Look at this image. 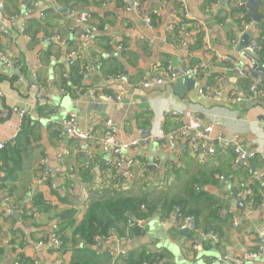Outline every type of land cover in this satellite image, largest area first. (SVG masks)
Here are the masks:
<instances>
[{"label": "crops", "instance_id": "0c3cea01", "mask_svg": "<svg viewBox=\"0 0 264 264\" xmlns=\"http://www.w3.org/2000/svg\"><path fill=\"white\" fill-rule=\"evenodd\" d=\"M179 1L185 2L191 20L201 22L206 29L201 48L194 51L188 48L193 43L191 37L182 44L168 40V28L174 17L172 2L167 0H146L141 14L129 3L127 11L118 8L117 0H85L86 3L79 0L73 8L61 5L58 0H43L32 18L41 21L46 10L54 9L46 15L51 29L46 31L47 35L41 32L29 38L22 32L25 23L22 13L31 0H20V4L17 0H0L4 4L0 17V55L12 61L11 68L0 63V143L15 145L20 151L19 161L9 157L12 180L4 183L6 189L0 191V264H69L82 255L90 264H124L122 257L133 250L161 254L160 264H212L210 260L218 259L236 264L235 260L258 249V237L264 233V193L255 205L247 203L246 197L253 182L264 183V161L257 157L248 168L236 165L229 144L238 140L247 151L264 145V99L260 103L229 102L233 97L243 96L256 81L241 58L242 52L237 51L248 30L244 34L236 30L233 18H227L223 24H217L213 18L217 10L223 11L221 16L228 15L235 6L244 5L245 0H218L211 7L208 5L212 0ZM258 1L256 12L262 16L259 23L264 24V0ZM149 13L156 16L151 29L145 23ZM81 14L88 16L87 23L92 27L76 22ZM258 24H253L254 35L248 46L253 38L257 39ZM100 25L102 30L97 28ZM70 28L80 33L76 36L67 32ZM231 30L235 33L233 39H229ZM83 34L88 38L81 39ZM102 38L125 39L128 55L123 56L125 50L107 44ZM70 41L76 48L67 46ZM71 52H75V58L68 60ZM77 56L87 66L76 87L71 84L74 76L70 65ZM219 56L235 59L244 76L228 70L226 64L219 62ZM180 59L187 66L203 63L206 67L198 78H191L194 85L182 96L175 94L173 84L148 90L129 88L131 82L154 77L163 69L175 72ZM117 63L123 72L122 80L118 81L109 79L115 75ZM257 63L264 70V61L257 59ZM34 73L38 76L37 83L33 80ZM223 80L226 83L220 85L219 98L209 100L199 96V89L208 84L217 86ZM116 95H120L118 103L107 100ZM21 110L25 115L16 112ZM69 115L76 117L79 129L91 130L99 138L107 133L105 123L112 121L116 141L127 145L126 157L144 159L148 170L145 181L157 187L153 198H159L160 193L168 197L182 195L190 176L218 166L222 174L215 175L217 182L201 178L197 189L219 204V219L215 220L219 233L214 237L199 233L194 252L190 234L180 236L175 221L168 218L169 213L160 217L159 211L144 221H131L136 226L142 222V229L139 236L129 238V244L115 246L98 240L90 245L72 234L67 250L57 252L50 248L48 239L58 230L66 212L76 210V223L83 218L86 198L80 202L67 198L72 183L83 189L78 176L83 163L89 158L96 160L98 172L96 168L92 171V183L110 179L108 174L104 175L111 165L108 155L101 153L95 143L76 141L62 133V122ZM197 118L204 124L216 125L210 141L213 155L193 154L185 140L172 146L168 139H160L162 133L167 136L182 125L193 124ZM166 120L168 133L164 131ZM147 122L145 131L150 136L142 139L143 125ZM23 126V137L15 144ZM217 136L222 141L216 140ZM134 142L137 144L133 145ZM149 165H153L151 170ZM174 169H180L181 174L175 175ZM3 175L0 173V178ZM233 194L237 199L232 198ZM238 201L244 202V210L236 208ZM45 205L50 208L46 210ZM126 224L125 227H131ZM117 225L124 227L123 223ZM110 252L124 255L113 257ZM243 264H264V254Z\"/></svg>", "mask_w": 264, "mask_h": 264}, {"label": "trees", "instance_id": "16d2710c", "mask_svg": "<svg viewBox=\"0 0 264 264\" xmlns=\"http://www.w3.org/2000/svg\"><path fill=\"white\" fill-rule=\"evenodd\" d=\"M18 2L20 0H17ZM79 0H58L61 5L74 7V2ZM84 3L85 0H83ZM119 1L118 8L128 9V3L123 0ZM146 0H138L140 4V10L142 13V5ZM172 2V11L175 16L180 20L173 22L168 28V40L173 43H184L186 37L185 34H189L193 39V43L188 45L189 51H194L195 49L201 48L203 44V35L205 33L200 31L202 25L201 22L195 20H188L184 18V11L181 8L182 1L179 0H167ZM210 1V0H209ZM21 2H19L20 4ZM218 3V0H212L209 2L208 7L214 6ZM85 7V6H84ZM187 7V6H186ZM207 7V6H206ZM50 9L43 15L41 21L33 19L32 17L26 22L25 34L28 36H33L36 33H45L47 35V30L51 29L47 25L50 24L46 21L47 13L53 11ZM188 10V9H187ZM222 10H217L214 15V21L217 24H223L227 18H233L236 24V30H241L242 23H249L251 19L247 15L246 9L241 5L240 7L235 6L230 10L228 15L221 16ZM148 17L151 19L152 25L155 24L156 16L154 13H149ZM46 21V22H45ZM89 22V21H88ZM88 26L93 25L87 23ZM102 30V26L97 27ZM259 34L256 36V40L260 44V51H258L257 59L260 62L264 61V24L256 25ZM36 30V32H35ZM77 29H68L67 32L72 34H79ZM35 32V33H34ZM83 32H86L83 29ZM234 31L231 30L229 39L235 37ZM54 33L49 36L52 37ZM59 33H56L58 35ZM109 45L120 46L124 51L123 56H127L129 52L126 51L125 39L120 41H114L113 39H104ZM50 40L49 44H51ZM127 42V41H126ZM79 44H83L79 42ZM52 46V45H51ZM49 47V50L51 49ZM68 47L76 48V44L70 41L68 42ZM115 61V60H114ZM113 61V62H114ZM116 62V61H115ZM195 65V64H190ZM87 64L85 61L81 60L78 56L74 62L70 65V72L73 74L71 84L78 86V84L83 80L84 72L86 71ZM116 75H122V67L120 64H116L115 70L113 71ZM202 71L200 72V74ZM109 76V77H114ZM169 73L167 69H163L162 73L157 74L154 77L168 78ZM146 80V79H145ZM145 80L140 82H131L130 84H141ZM150 115V114H149ZM151 118L149 116L148 120ZM168 120H166V127L164 131L167 132ZM25 126V124H24ZM24 126L22 127V133L15 140V144L18 143V139L23 137V132L25 131ZM149 126V123L143 125V131H145ZM176 128L175 131H177ZM173 131V132H175ZM172 132V133H173ZM96 148L99 149L98 144ZM190 150V149H189ZM232 151V150H231ZM195 155H203L200 153H193ZM15 157L17 161L20 158V151L15 145H7L5 149L0 150V173L4 174L0 178V191L6 189L4 183L12 180V170L9 168L8 160L9 157ZM95 158H89L83 163V165L78 170L79 181L83 185V189H78V184H71L67 192V198H72L73 200H84L85 212L83 213V218L79 223H76L74 215L76 213L75 209H70L66 212V217L60 223L58 230L55 232L58 235L59 240L62 242V247L59 251L61 252L68 249L69 235H77L83 242L87 244H95L98 240L104 241L108 236L110 229H115L117 235L122 238H135L140 235V228L136 226V222L131 227H125L127 221H144L145 219L151 217L154 213L160 211V217H166L167 214L173 209L178 208L179 213L183 217H191L194 221V229L191 231L188 238L194 240L198 238V234H218L219 228L215 226V220L219 219V204L216 203L211 196L206 193L199 192L197 189V184L201 178H206L216 183L215 175L222 174L218 170V166L208 169L202 172L198 176H190L189 179L184 184V189L182 195L168 197L167 194H162L158 196L159 198H153L156 194L155 188H157L153 183L145 181L148 176V170L145 165V161L142 158L136 157L134 159V166L132 168V173L130 180L127 182L122 178V175L116 170V168L111 164L108 168L104 170V175L108 174L110 179L106 181L103 180L102 183H92L94 177L92 171L96 168ZM96 172L97 168H96ZM136 172V173H135ZM175 175H180V169L173 170ZM105 177V176H102ZM215 180V181H214ZM264 182V181H263ZM264 184V183H263ZM85 185V187H84ZM251 193L247 195L246 201L249 204H258L259 200L262 199L260 196L264 193V185L261 182L255 181L250 186ZM40 201V199H38ZM82 203V204H84ZM81 205V204H80ZM49 205H45V209L48 210ZM118 223H123L124 227H119ZM84 250L81 251L83 253ZM108 257V254H106ZM79 260H72L69 264H90V260H84V256H80ZM163 256L158 253H139L135 250L127 252L122 260L124 264H160ZM114 264V263H113Z\"/></svg>", "mask_w": 264, "mask_h": 264}, {"label": "built area", "instance_id": "2783aa9c", "mask_svg": "<svg viewBox=\"0 0 264 264\" xmlns=\"http://www.w3.org/2000/svg\"><path fill=\"white\" fill-rule=\"evenodd\" d=\"M43 0H31V4L28 7H25L23 10V18H24V25L22 28V32L25 33L26 29V22L28 19L32 17L33 12L38 7L39 3H41ZM129 3V2H127ZM218 4V3H217ZM130 5V3H129ZM133 10L141 14L140 10V4L138 0H132V5H130ZM181 8L184 11V18L191 20L186 4L184 1L181 3ZM129 9V8H128ZM127 9V10H128ZM4 10V4H0V17ZM42 16V14H41ZM174 22L179 21L180 19L173 14ZM88 21V16L86 14H81L77 19L76 22L81 24H86ZM145 23L150 27H152L151 19L146 16ZM253 26L252 22L249 23H242L241 24V33L244 34L247 30H249L250 27ZM200 31L205 33L203 35V42L206 38V29L204 25L202 24L200 27ZM6 33V32H4ZM26 35V34H25ZM26 37L29 38L27 35ZM186 38H190L189 34H185ZM81 39H87V35H81ZM48 41V38L45 39V42ZM261 47L260 44L256 39L253 38L249 46L246 47V50L250 53L257 54L258 51H260ZM75 52H71L67 55V59L71 60L72 58H75ZM219 62L226 64L227 69L231 72L236 73L237 76H244V73L239 68V64L237 61L233 58L219 56L218 57ZM0 63L4 65L5 67L11 68L12 67V61L6 57L0 55ZM205 66L203 63H198L192 66H187L185 64L184 59L179 60L178 68L175 72H173L170 68L168 70L169 76L168 78H161V77H151L146 79L141 84H129L130 89H139V90H148L151 87L155 86H165L169 84L176 83L178 81L185 80L186 78H198L200 75V72L205 70ZM85 76V75H84ZM109 79L112 80H122L120 75H116L114 77H109ZM33 80L37 83L38 82V76L36 73L33 74ZM226 81H220L219 85H206L204 88L199 89L198 94L199 96L205 98V99H215L219 98L221 96L220 91V85L225 84ZM263 81L256 80L249 89L244 93L243 96H236L229 100L232 104H239L243 101H251L260 103L264 99V86ZM107 100L112 103L116 104L120 101V95H116L115 97L107 98ZM20 114V116L25 115V111H16ZM215 124H204L201 119L197 118L193 124L191 125H182L177 131L174 133H171L167 136H165L163 133L160 136V139H168V141L171 143L172 146L175 145L177 141L185 140L187 141V144L189 145V149L192 153H200V154H207V155H213L214 149L210 146V141L212 140V134L215 128ZM62 133L66 136L70 137L73 140L80 141V142H86V143H95L99 146V151L103 154H106L110 158V163L116 168V170L122 175V178L125 179L127 182L130 180L131 177V171L134 166V160L132 158H127L125 155V151L127 149V145H121L118 143L115 139L114 133H115V125L112 121H107L105 123V129L107 130V133L103 137H98L92 133L91 130H82L78 128L77 120L74 115H69L64 121L62 122ZM147 131H142V134H146ZM216 140L222 141L220 136L216 137ZM137 142H134L133 145H136ZM8 143H0V150H3L6 148ZM229 147L232 149V152L234 154V162L236 165H241L245 168H248L249 163L254 161L257 157H261L264 161V145L259 147V149L253 150V151H247L243 145L238 140H233L230 142ZM262 183V182H261ZM264 185L263 183L261 184ZM168 218L173 219L175 221V226L179 230H186L190 227L191 223L193 222V219L191 217H183L180 213L178 208H173L169 214ZM128 225L133 226V223L131 221H127ZM137 226L142 229V222H137ZM212 237H214V234H208ZM259 239V247L255 252H249L246 253L241 259L235 260L236 264H243L246 261L249 260H258L262 257L264 254V233L263 235L258 237ZM105 242L111 243L112 245L119 246L121 244H129L131 240L129 238H122L119 235H117L115 229H110L108 236L104 240ZM48 244L50 248L59 251L62 247V242L59 240L58 235L55 234V232L49 237ZM39 245H43V243H40ZM198 247V241L197 239L192 241L191 249L195 252ZM111 256L116 257L123 256L124 253L120 252L115 255L114 252L109 253ZM219 259L217 262H214L210 260V263L212 264H218Z\"/></svg>", "mask_w": 264, "mask_h": 264}, {"label": "water", "instance_id": "95a60500", "mask_svg": "<svg viewBox=\"0 0 264 264\" xmlns=\"http://www.w3.org/2000/svg\"><path fill=\"white\" fill-rule=\"evenodd\" d=\"M125 2H129L130 5H132V0H123ZM260 4V1L258 0H245V3L243 6L244 9L247 11V15L253 22V24H258L262 16L257 14V6ZM89 31V30H88ZM254 35V28H250L240 39L239 45H238V52L241 53V58L244 60V62L250 67V75L253 79L261 80L264 82V70L258 66L256 54L250 53L246 50V47L248 46V40ZM194 85V82L191 78H186L185 80L181 82L173 83V90L176 95L182 96L184 91L190 90L191 87ZM264 109V105H263ZM150 136L149 133H146L143 135L142 139H146ZM153 168V165H149L148 169L151 170ZM232 198L237 199V195L233 194ZM243 201H238L236 204V208L244 210ZM194 229V221L191 223L190 227L186 230H180L178 233L182 237H187L191 231ZM203 240V239H201ZM218 264H226L223 261H219ZM229 264V263H228Z\"/></svg>", "mask_w": 264, "mask_h": 264}]
</instances>
